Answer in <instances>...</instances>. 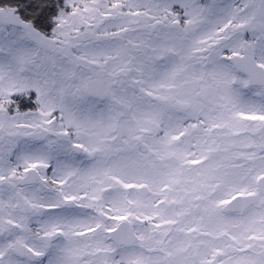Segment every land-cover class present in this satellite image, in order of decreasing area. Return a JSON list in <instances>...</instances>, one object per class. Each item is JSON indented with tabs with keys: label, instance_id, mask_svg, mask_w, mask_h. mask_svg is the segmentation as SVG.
Instances as JSON below:
<instances>
[{
	"label": "snow or ice",
	"instance_id": "6c2138e0",
	"mask_svg": "<svg viewBox=\"0 0 264 264\" xmlns=\"http://www.w3.org/2000/svg\"><path fill=\"white\" fill-rule=\"evenodd\" d=\"M0 264H264V0H0Z\"/></svg>",
	"mask_w": 264,
	"mask_h": 264
}]
</instances>
